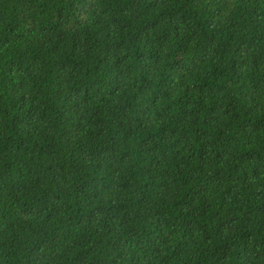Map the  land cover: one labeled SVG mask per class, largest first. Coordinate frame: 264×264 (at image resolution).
<instances>
[{"label":"trees","instance_id":"obj_1","mask_svg":"<svg viewBox=\"0 0 264 264\" xmlns=\"http://www.w3.org/2000/svg\"><path fill=\"white\" fill-rule=\"evenodd\" d=\"M0 264H264V0H0Z\"/></svg>","mask_w":264,"mask_h":264}]
</instances>
